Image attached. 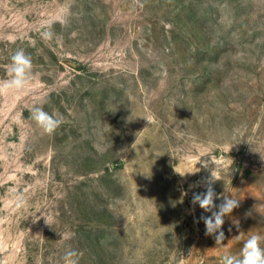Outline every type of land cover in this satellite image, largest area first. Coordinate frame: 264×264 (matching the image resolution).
<instances>
[{"label": "rangeland", "instance_id": "374dc122", "mask_svg": "<svg viewBox=\"0 0 264 264\" xmlns=\"http://www.w3.org/2000/svg\"><path fill=\"white\" fill-rule=\"evenodd\" d=\"M21 49L36 80L0 96V264L264 248V0H0V79ZM34 107L64 122L44 133ZM211 173L214 203L239 201L219 245L192 204Z\"/></svg>", "mask_w": 264, "mask_h": 264}, {"label": "clouds", "instance_id": "9594fccd", "mask_svg": "<svg viewBox=\"0 0 264 264\" xmlns=\"http://www.w3.org/2000/svg\"><path fill=\"white\" fill-rule=\"evenodd\" d=\"M45 40L52 39L53 34L49 32L42 33ZM36 74L33 71V63L30 55L23 49L17 50L11 56V62L7 66V78L0 79V96H7L12 92H22L29 90L34 86ZM32 119L43 130L44 133H53L63 122L64 117L59 112L48 113L43 107H34L32 110ZM219 179L211 177L206 183V191L203 193H194L192 198L193 205H199L205 212L211 215L201 217L206 228V235H214L216 244H222L225 239L224 232L221 230L224 224L225 216H228L238 207L239 201L228 196H224L223 202L218 206L214 203L217 194L212 184ZM182 195H187L183 193ZM218 209V210H214ZM231 231V229H229ZM218 233V235H216ZM78 253L69 249L63 257L64 264H78L76 257ZM222 264H264V248L261 247V237L259 235L250 236L243 244L240 255H225L222 258Z\"/></svg>", "mask_w": 264, "mask_h": 264}]
</instances>
